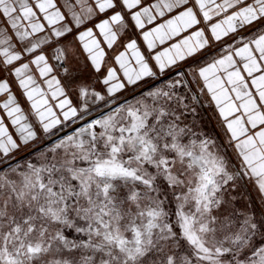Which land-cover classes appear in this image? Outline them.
<instances>
[{
    "label": "snow or ice",
    "instance_id": "obj_1",
    "mask_svg": "<svg viewBox=\"0 0 264 264\" xmlns=\"http://www.w3.org/2000/svg\"><path fill=\"white\" fill-rule=\"evenodd\" d=\"M0 264H264V0H0Z\"/></svg>",
    "mask_w": 264,
    "mask_h": 264
}]
</instances>
